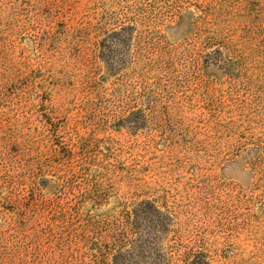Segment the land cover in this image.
<instances>
[{"label": "rangeland", "instance_id": "rangeland-1", "mask_svg": "<svg viewBox=\"0 0 264 264\" xmlns=\"http://www.w3.org/2000/svg\"><path fill=\"white\" fill-rule=\"evenodd\" d=\"M0 264H264V0H0Z\"/></svg>", "mask_w": 264, "mask_h": 264}]
</instances>
